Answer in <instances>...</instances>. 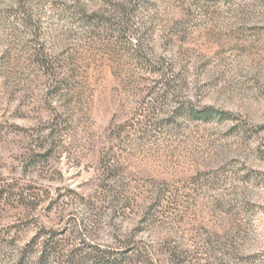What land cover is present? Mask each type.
<instances>
[{
	"label": "rangeland",
	"instance_id": "374dc122",
	"mask_svg": "<svg viewBox=\"0 0 264 264\" xmlns=\"http://www.w3.org/2000/svg\"><path fill=\"white\" fill-rule=\"evenodd\" d=\"M0 264H264V0H0Z\"/></svg>",
	"mask_w": 264,
	"mask_h": 264
},
{
	"label": "trees",
	"instance_id": "16d2710c",
	"mask_svg": "<svg viewBox=\"0 0 264 264\" xmlns=\"http://www.w3.org/2000/svg\"><path fill=\"white\" fill-rule=\"evenodd\" d=\"M44 248L46 249V248H47V246H44Z\"/></svg>",
	"mask_w": 264,
	"mask_h": 264
}]
</instances>
